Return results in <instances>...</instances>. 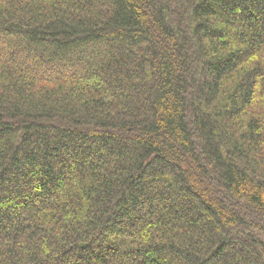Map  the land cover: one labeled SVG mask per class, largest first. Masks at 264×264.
<instances>
[{
    "label": "trees",
    "instance_id": "obj_1",
    "mask_svg": "<svg viewBox=\"0 0 264 264\" xmlns=\"http://www.w3.org/2000/svg\"><path fill=\"white\" fill-rule=\"evenodd\" d=\"M0 264H264V0H0Z\"/></svg>",
    "mask_w": 264,
    "mask_h": 264
}]
</instances>
